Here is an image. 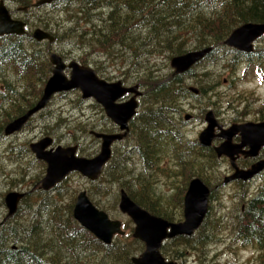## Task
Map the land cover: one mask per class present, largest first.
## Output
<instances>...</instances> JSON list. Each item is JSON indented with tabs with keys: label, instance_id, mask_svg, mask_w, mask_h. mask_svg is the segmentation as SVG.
I'll use <instances>...</instances> for the list:
<instances>
[{
	"label": "trees",
	"instance_id": "16d2710c",
	"mask_svg": "<svg viewBox=\"0 0 264 264\" xmlns=\"http://www.w3.org/2000/svg\"><path fill=\"white\" fill-rule=\"evenodd\" d=\"M23 1L25 0H17V3L23 4ZM117 1L120 2L117 6L125 14L117 17L113 16V12L107 20L103 19L99 25L102 32H95L97 37L93 39L103 48L110 49L111 45L121 46L118 53H122L120 55L124 63L127 53L130 52L134 55L133 61L144 57L148 66L143 77L137 78L144 92L143 109L132 120L131 132L125 140L130 144L126 145L129 148L126 152L127 156L120 162H116L113 157L99 180L107 184L115 182L150 213L171 222H181L185 187L186 185L188 187L192 177H200L209 185L211 203L220 201L218 188L224 185V179L213 183L209 177L215 168H220L219 161L223 160L217 158L212 148H208L211 152L210 158L202 156L205 148L200 146L197 140L187 142L181 140L185 144L183 147L179 143L180 140L175 137L177 135L174 134L175 132H171L170 137L164 138L163 134L167 131L164 130L169 129L168 122L173 123L172 119L176 116L174 112L193 95L188 91L187 79L192 78L196 84L197 76H204L196 72L202 62L187 74L176 75L170 68V63L165 64L164 61H170L174 56L183 55L191 50H203L210 46L213 50L203 62L212 61L217 53L220 55L221 51L229 50L225 41L236 28L249 22L264 23V0ZM95 3V0H65L62 6L63 10H66L79 5L80 10L88 14L91 11L90 6ZM107 5L109 6L110 3ZM112 9L116 10V7ZM127 10L129 13L126 12ZM78 24L79 22L69 28L65 37L57 34L55 43L42 42L45 43L42 46L34 41L41 45L40 49L32 45L33 37L30 34L0 36V101L8 97L6 93L9 90L17 96L16 100L9 99L16 107L13 116L2 118L3 113L0 114L2 118L0 140L6 136V126L26 114L42 97L46 79L51 77L52 65L49 55L57 53L52 52L53 45L63 38L72 41L77 38L75 42H78V39L89 34L75 33ZM48 25L43 26L44 30L49 31ZM92 27L95 28V25L92 24ZM78 31L84 30L78 28ZM115 36L119 37V42L114 41ZM190 44L192 46H189ZM144 53L146 56L143 55ZM107 54L110 56L109 53ZM235 54L232 67L239 66L243 62L253 64L254 54L238 52ZM157 57H162V64L167 70L165 74L157 68L159 67L157 62L151 64V59L156 60ZM215 62H219L217 57ZM127 66L131 67V63L123 67ZM14 70L19 73V79L25 78L19 89L26 87L28 92L35 93L33 100L23 102L25 94L14 88L9 76ZM34 83L42 84L37 96ZM199 90V95L194 97L196 100H200L208 92L204 85L199 86ZM59 121L65 122L62 119ZM78 129L81 132L77 131L84 135L91 133L87 126L81 124ZM159 131H162L161 134ZM75 139L77 142L76 135ZM130 139L136 140L137 143H133ZM168 145L176 152L178 158L191 160L190 153L192 151L195 153L194 163H190L188 167L179 164L182 171L179 178L185 180V186L183 193L176 200L159 192L156 182L144 174V168L169 174L165 168H159L161 149ZM165 151L167 152L168 149ZM134 158L138 161L134 162ZM207 161L209 164L205 167ZM138 162L141 167L133 170L132 167ZM170 175L172 177L171 173ZM64 182L54 189L58 190L57 197L56 195L50 197V192L34 190L24 199L17 217L0 226V264H133L132 258L144 251V244L133 238V228L128 231L131 227L130 221L124 225L126 236L115 237L111 245L102 243L74 219L73 208L76 200L74 203L64 204L65 199L61 194ZM234 185L236 201L232 210L223 212L224 208H222L220 211H214V205L211 204L209 213L198 232L192 237H178L163 244L161 252L166 258L182 263L191 258L195 259L197 264H221L217 262V258L210 257V248L218 246L217 244L222 246L233 244L236 245L233 249L243 247L257 250L258 255L254 256L251 264H264V180L256 186L242 181H236ZM251 186L255 189L254 193ZM35 193L37 197L32 200ZM89 195L93 197L92 194ZM95 204L99 205L97 202ZM2 220L0 218V223ZM224 233L229 234V240L225 243L220 239Z\"/></svg>",
	"mask_w": 264,
	"mask_h": 264
},
{
	"label": "rangeland",
	"instance_id": "374dc122",
	"mask_svg": "<svg viewBox=\"0 0 264 264\" xmlns=\"http://www.w3.org/2000/svg\"><path fill=\"white\" fill-rule=\"evenodd\" d=\"M4 1L5 0H3V2ZM108 1L110 0H95L97 4L101 5L96 6L97 16L94 18H97V20L92 21L91 23H79L78 28L84 31L79 32L78 28H75V33L81 34L82 32H87L89 33L87 36H83L80 40L78 39V42H75L77 38L73 41L71 39L63 38L53 45V51H51L57 52L68 63L76 61L81 65L93 67L97 70L101 78L108 81H126L131 85L134 82L139 84L137 82V78L143 77L146 72V68L148 66L146 61L147 59L142 57L133 61L134 55L129 52L127 53L124 63V61L122 62L120 55L122 53H118V51L120 52L121 46L111 45L110 49L103 48L101 44L93 39L97 37L95 32H102V28L99 25L103 19L107 20L109 15L113 12V16L116 15L117 17L125 14V12L121 11L119 7H116V10H113V7L104 5ZM6 2L9 10L13 14V11L17 9V0H7ZM57 5L58 8L50 7L51 5H45L43 9L33 10L28 13H17V15L15 14V17L28 23L29 34L31 37H33L35 29H44L43 26L45 24H49L48 30L52 31L55 36L59 34L60 36L65 37L68 29L74 26L77 22H73L75 18H73L74 15H72L70 11L68 13L66 10H63L62 5H64V2H59L56 6ZM73 7L78 8L79 5H75ZM126 12L129 13L128 10ZM50 20L53 21V23H51ZM92 24L95 25V28L92 27ZM116 37L117 36L114 37V41L119 42V37ZM32 39V45L37 49H40L41 45L43 46L45 44L42 42H39L41 45L36 44L35 42L37 40L34 38ZM189 46H192V44ZM224 52L228 54L226 59H223L222 57ZM224 52L221 51L220 55L217 53L212 61L206 60L197 67L196 72L200 75L204 74V76H197L196 85L206 86L208 95L204 96L200 100L189 99L188 101L183 102L181 108L174 112L176 116L172 119L173 123L168 122L169 129L164 130L168 131L163 134L164 138L170 137L172 135L171 132H175L174 134H177L175 137L180 140L179 143L182 144L183 147L185 144L181 140L186 142L197 140L199 142V135L207 127L204 118L209 109H217V111H219L218 117L222 119L224 123L229 124V126H233L232 124L234 123H239L240 120L243 121V124H246L244 122L249 123L250 121L253 123L255 119L263 118L264 38L256 43L255 53L253 55L254 61L253 64H250V68H246L245 62L240 64V67L238 68H234L236 66L232 67L233 55L231 52L233 51L229 49L224 50ZM107 53H109L110 56H107ZM143 55L146 56V53ZM216 57L219 62H215ZM151 60V64L157 62L159 66L157 68L161 69L163 74L167 72L162 64V57H157L156 60H153L152 58ZM169 62L170 61L167 60L164 61L165 64ZM128 63H131L130 68L129 66L123 67ZM256 65H259V67H256ZM66 73L69 75V70H67ZM9 76L12 79L14 88L17 89L18 92H23L25 94V100H23V102L33 100L35 93L28 92L26 87L25 89H19L25 82V78L19 79V73L16 70H14L13 74ZM48 79L49 78H47L46 81H48ZM192 80L193 79L191 78L187 79L189 84H193V82H191ZM224 80H227L228 84H226ZM34 87L37 96L38 90H40L42 84L34 83ZM6 94L8 97L0 101V114L3 113L2 118L6 116H13L16 108L9 101V99L16 100L17 96L14 95L11 90H9ZM142 109L143 104L140 106V111ZM186 115H189L192 118L186 120ZM215 116L217 117V112L215 113ZM59 119H62L65 122L60 123ZM234 120H237V122H234ZM80 124L87 126L89 132L94 130L98 132V127H101V125L110 126L109 124L113 123L106 117L104 112L102 114L93 100H84L82 98V93L77 90L57 95L49 103L46 109L31 119V121L20 132H17L14 135L5 136L0 140V218L3 219L8 213V209L5 204L7 194L11 192L26 193V197L28 198V195H30L29 192L33 191L34 187L45 176L46 164L35 157L30 148L32 143H37L43 138L49 136L54 139V146L61 145L63 147H69L78 145V155L81 157L93 158L99 154L101 142L95 139L91 133L82 135V133H80L81 131L78 129ZM161 132L162 131H159L160 134ZM110 133H113V131L111 130ZM75 135L78 138L77 142L75 141ZM130 140L133 143H137L136 140ZM162 142L165 143L163 140ZM126 145H130L128 141L125 143L120 142L113 146V157H115L116 162H120L121 159L123 160L126 158V152L129 149ZM167 149L168 151L166 152L165 150ZM161 150V165H159V168H165V171L169 174L162 173L158 170H146L143 166L144 174L156 182L159 192L161 191L170 197V199L176 200L183 193L182 191L185 186V180H181L179 178L181 177L179 176L181 171L179 164L188 167L190 163H194L195 153L192 151L190 153L191 160L189 158L186 160L178 158L176 152L172 151L169 145ZM203 154L204 155L202 156L205 158L211 157V152L208 148H205ZM138 159L140 160V158ZM221 160L223 161H219L220 168H215L209 177L213 183H217L218 181L221 182L225 176L232 175L234 173L232 172L233 168L230 166V162L228 160L226 162L224 159ZM129 161L131 162V160ZM133 161L136 162L138 160L134 158ZM208 162L209 161H207L204 165L205 167L209 164ZM139 167H141V165L138 162V164L135 163L132 168L133 170H138ZM170 173L175 179L171 177ZM263 180L264 176L260 177L258 180H254L255 182H250L253 183V186H256ZM101 183L102 182H100V180L96 183H91L79 173L71 174L62 185L61 194L65 199L64 204L74 203L78 194L81 191L86 190L89 194L93 195V197H90L93 202H97L99 204V208L106 211L112 219L120 220L124 225H127L130 221L131 227L128 229L130 232L131 228L134 229L135 225L127 215L122 214L119 210L120 187H118L115 182L114 184H107L105 182ZM253 186L251 187L253 188ZM186 187L185 194L188 188ZM98 189L101 190L98 191ZM253 190L254 193L255 189L253 188ZM218 191L220 201H214L212 203L210 201V205H214V211H220L224 208L223 212H230L236 201V197L234 195L236 186L234 183L223 185L218 188ZM49 192L50 197H54L55 195L57 197L59 194L58 190H52ZM36 197L37 193L33 194L32 200H35ZM32 200H30V202H32ZM23 203L24 199L20 203V208L23 206ZM16 215L14 218L17 217ZM220 239L223 243H225L229 240V234L224 233ZM217 245L218 246L210 248V257L217 258V262H220L221 264H251L254 256L258 255V251L253 248L239 247L238 249H233L236 245ZM180 263L197 264L195 259L191 258L185 263Z\"/></svg>",
	"mask_w": 264,
	"mask_h": 264
},
{
	"label": "water",
	"instance_id": "95a60500",
	"mask_svg": "<svg viewBox=\"0 0 264 264\" xmlns=\"http://www.w3.org/2000/svg\"><path fill=\"white\" fill-rule=\"evenodd\" d=\"M52 0H41L36 6ZM26 23L12 17L5 2L0 1V36H23L27 33ZM264 36V23H246L236 28L225 41V45L239 52L251 54L255 43ZM33 38L38 42L54 43L56 38L41 28L35 29ZM213 48L187 52L171 59V68L176 75L189 72L195 65L205 59ZM52 75L46 83L42 97L26 114L10 122L5 128V135L20 132L25 125L41 113L54 97L59 94L80 91L84 100L92 99L100 104L106 116L120 129L118 134L97 133L91 135L102 141L100 152L93 158L78 155L77 145L63 147L54 146L51 137H45L30 148L36 158L47 165L46 174L37 184L42 191H50L61 184L70 174L79 173L91 182H96L103 175L113 156V145L123 141L129 134L130 121L136 116L139 107V87L126 88L121 81L108 82L99 77L97 71L76 61L67 62L57 53L50 55ZM69 70V75H67ZM190 91L199 94V89L191 87ZM136 93L129 101L121 102L126 95ZM190 118L186 116V120ZM207 127L199 135L201 146L209 148L216 137L224 139L220 146L214 148L219 158L227 157L234 173L225 177L224 184L233 181L248 182L264 171V160L254 163L249 169L238 165L240 155L254 158L264 148V123L236 124L224 130L212 110L205 114ZM220 127L221 133L216 135L215 129ZM240 136V142L233 138ZM248 148V150H245ZM26 193L11 192L5 198L8 213L0 223L5 224L18 212L20 202ZM211 188L201 178L190 181L184 197V220L171 222L156 216L137 204L122 189L120 191L119 210L134 223L133 238L145 245L144 251L132 258L133 264H180L167 259L161 249L167 240L178 237L193 236L204 223L210 207ZM74 219L88 232L106 245H111L116 236H125L123 223L112 219L109 214L99 209L91 200L86 190L81 191L73 208Z\"/></svg>",
	"mask_w": 264,
	"mask_h": 264
},
{
	"label": "flooded vegetation",
	"instance_id": "af4514ba",
	"mask_svg": "<svg viewBox=\"0 0 264 264\" xmlns=\"http://www.w3.org/2000/svg\"><path fill=\"white\" fill-rule=\"evenodd\" d=\"M65 0H53L52 2H51V4H49V5H51L50 7H53V8H58V5L56 6V4H58L59 2H64ZM121 1V0H120ZM112 2V3H111ZM39 3H41V1H39V0H25V1H23V4H20V3H18V5H17V9L15 10V11H13L16 15H17V13H21V12H23V13H28V12H30V11H33V10H40V9H43L44 8V5H39V6H35L36 4H39ZM108 3H110V5L109 6H111V7H118L117 5L118 4H120V2H118L117 0L115 1V0H110V1H108V2H106L105 4H104V2H103V4L104 5H106V4H108ZM53 5H55V6H53ZM96 6H98V4L97 3H95L90 9H91V11L88 13V14H85V13H83V11L82 10H80V8L81 7H78V8H68V9H66V11L69 13V11H70V13L72 14V15H74V17L73 18H75V22H79V23H91L92 21H96L97 20V18H94V17H96L97 16V14H96V9H97V7ZM49 7V6H48ZM82 11V12H81ZM95 15V16H94ZM68 16H69V14H68ZM14 17H15V15H14ZM72 17V16H71ZM109 17H110V15H109ZM16 18V17H15ZM78 18V19H77ZM20 20V19H19ZM76 20H79V21H76ZM51 21V20H50ZM44 23H48V22H44ZM51 23H52V21H51ZM51 33H53L52 31H50ZM54 34V33H53ZM56 38V37H55ZM240 53V54H246V53H243V52H239V51H237V50H235L234 51V53H231L232 55H234V58H233V60L235 59V57H236V54L235 53ZM252 54H254V53H252ZM222 57H223V59H226L227 57H228V54H226L225 52L223 53V55H222ZM249 60V62H250V59H248ZM253 61H254V58H253ZM242 64V63H241ZM245 64H246V68H250V64L249 63H246L245 62ZM238 67H240V65L239 66H236V67H234V68H238ZM256 67H259V65H256ZM130 68V67H129ZM128 70V69H127ZM192 79V78H191ZM122 82V81H121ZM191 82H193V84H189L188 83V81L186 82V84H187V88H188V91L190 92V88L191 87H198V89H199V86L198 85H196L195 83H194V81L192 80ZM224 82L226 83V84H228V81L227 80H224ZM123 83V85L126 87V88H133V87H135V85H138L139 87H140V90L141 91H143V89H142V87L140 86V84H137V83H133L132 85L131 84H129L128 82H126V81H123L122 82ZM261 85H263V84H261ZM219 94H221V93H219ZM136 95V93H130V94H128V96H126V98L125 99H123L122 101L123 102H125V101H127V100H129V99H131L133 96H135ZM199 95V94H198ZM206 95H208V92L204 95V96H206ZM195 96H197V95H195V94H193L192 96H190L189 97V99H194V97ZM138 99H139V102L141 103V100H142V97H138ZM196 100V99H195ZM96 106H97V108H99V110L102 112V114H103V112L104 111H102V108H101V106L100 105H98V104H96ZM210 110H212V109H209L208 111H210ZM213 112H214V114L217 112V120H218V123H219V125L220 126H222V128L224 129V130H227V129H229L230 127H231V125L229 126V124H227V123H224L223 122V120L222 119H220L219 117H218V115H219V111H217V109H215V110H212ZM187 116V115H186ZM186 116H185V118H186ZM192 117H190L189 119H191ZM188 119V120H189ZM205 119V118H204ZM234 122H237V120H234ZM255 123H264V116H263V118H258V119H255V121H254ZM244 123H247V122H244ZM249 123H251L250 121H249ZM236 124H243V121L242 120H240V122L239 123H234V124H232V125H236ZM110 126H108V125H101V127H98V130L99 131H102V132H104V133H110V131L112 130L113 131V134H116V133H119V127H117L114 123L113 124H109ZM131 125H132V121L130 122V130H131ZM105 127H108V128H105ZM110 127H113V128H110ZM216 131H215V134L216 135H218V134H220L221 133V129H220V127H217L216 129H215ZM233 140H234V142L235 143H239L240 142V136H235L234 138H233ZM222 142H224V139L222 140V138H220V137H216L215 139H214V141H213V144H212V146L211 147H209V148H212L213 150H214V148L215 147H217V146H220L221 144H222ZM245 150H248V148H245ZM215 152V151H214ZM220 159H224V161H226L227 162V160L229 161V159L228 158H225V157H222V158H220ZM264 160V148H261V150L259 151V153H258V155L256 156V157H254V158H247V157H245V156H243V155H240V157H239V159H238V164H239V166H240V163H241V165L242 166H245V167H242V168H249V167H251L254 163H257V162H259V161H263ZM241 167V166H240ZM264 176V171L261 173V174H259L257 177H255L251 182H253L254 180H258L260 177H263ZM250 182V183H251ZM255 182V181H254Z\"/></svg>",
	"mask_w": 264,
	"mask_h": 264
},
{
	"label": "bare ground",
	"instance_id": "6f19581e",
	"mask_svg": "<svg viewBox=\"0 0 264 264\" xmlns=\"http://www.w3.org/2000/svg\"><path fill=\"white\" fill-rule=\"evenodd\" d=\"M112 3V2H111ZM111 7V6H110ZM95 16V15H94ZM70 17V16H69ZM78 19V18H77ZM74 22V21H73ZM85 25V24H84ZM68 28H69V26H68ZM211 47V46H210ZM146 64V63H145ZM145 68V67H144ZM206 104V103H205ZM208 104V103H207ZM208 106V105H207ZM85 111V110H84ZM89 121V120H88ZM63 123V122H62ZM75 124V123H74ZM70 125V124H69ZM96 125V124H95ZM83 128V127H82ZM86 128V127H85ZM95 131V130H94ZM83 135V134H82ZM49 137V136H48ZM52 138V137H51ZM53 139V138H52ZM54 140V139H53ZM176 173H177V171H176Z\"/></svg>",
	"mask_w": 264,
	"mask_h": 264
}]
</instances>
